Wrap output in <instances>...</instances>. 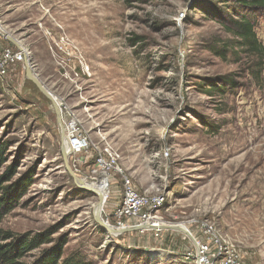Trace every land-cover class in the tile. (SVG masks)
I'll return each instance as SVG.
<instances>
[{
  "label": "rangeland",
  "instance_id": "obj_1",
  "mask_svg": "<svg viewBox=\"0 0 264 264\" xmlns=\"http://www.w3.org/2000/svg\"><path fill=\"white\" fill-rule=\"evenodd\" d=\"M228 10L217 0H0L2 29L30 51V67L61 109L90 140L119 149V169L140 191L165 198L160 233L115 237L100 226L99 197L75 184L52 103L20 66L0 79V141L9 146L0 176L12 171L11 182L33 184L0 227L52 234L74 264H187L192 242L175 227L192 235L210 220L244 264H264V60L219 23L230 21ZM256 24L264 47V17ZM62 34L90 77L62 76L53 51ZM8 44L0 34V52ZM72 64L80 73L75 57ZM212 85L223 91L209 93ZM120 179L111 174L106 223Z\"/></svg>",
  "mask_w": 264,
  "mask_h": 264
},
{
  "label": "built area",
  "instance_id": "obj_2",
  "mask_svg": "<svg viewBox=\"0 0 264 264\" xmlns=\"http://www.w3.org/2000/svg\"><path fill=\"white\" fill-rule=\"evenodd\" d=\"M48 39L53 40L51 32H48ZM70 44L67 36L62 34L58 43H55L56 49L53 50L60 60L58 66L62 70V76L72 78L71 75L74 74L78 78L80 74L90 77V68L83 55L75 47L69 50ZM30 55L26 47L18 50L13 45H6L0 52V79L12 75L18 67H24ZM74 57L78 61L80 73L72 64ZM62 109L64 130L70 150L69 160L73 159L70 165L74 173L92 186L102 183L103 180L110 184L113 173L121 177L122 196L110 212L112 223L107 222V224L117 231L146 225L153 227L154 230L136 232L160 233L163 223L159 213L165 200L162 192L154 189L140 191L133 180L119 169L122 160L119 149L104 137H100L98 143L90 140L83 127ZM66 116L70 119L66 120ZM79 155L84 156L75 158ZM165 156H169V153L166 152ZM192 236L193 248L183 256L187 264H244L236 246L213 221L198 222Z\"/></svg>",
  "mask_w": 264,
  "mask_h": 264
},
{
  "label": "trees",
  "instance_id": "obj_3",
  "mask_svg": "<svg viewBox=\"0 0 264 264\" xmlns=\"http://www.w3.org/2000/svg\"><path fill=\"white\" fill-rule=\"evenodd\" d=\"M229 9L230 21H220L224 29L237 41L235 44L244 53L255 56L259 61L264 60V47L256 34V23L264 17V0H217ZM11 45V44H8ZM224 55L225 50H222ZM235 54V52H233ZM227 85L231 81L225 82ZM218 86H210L209 93H219ZM225 93V92H224ZM9 146L0 141V172L7 163ZM12 171L0 176V224L25 197L32 186L31 177H22L14 182ZM10 183V184H8ZM50 233L14 234L0 227V264H74L64 259L66 242L53 243ZM38 252V256L31 262L27 258Z\"/></svg>",
  "mask_w": 264,
  "mask_h": 264
},
{
  "label": "water",
  "instance_id": "obj_4",
  "mask_svg": "<svg viewBox=\"0 0 264 264\" xmlns=\"http://www.w3.org/2000/svg\"><path fill=\"white\" fill-rule=\"evenodd\" d=\"M0 34L3 38H5L11 45L16 47L18 50L23 49L21 42H19L13 36L7 34L4 30H0ZM24 68L26 71L27 80H29L40 91V93L52 103V106L54 108V112H55V115L57 118V124H58L60 139H61V143H62V148H61L62 155L64 157L66 164L69 166V171L71 172V175L74 178L75 184L79 188H81L85 191H88V192H92L99 197L100 201H99V204L97 205L96 212H95L96 218L99 222V225L102 226L103 228H105L112 236H115V237L122 235L124 233H130V232H136V231H142V230H154L153 227L145 225V226L132 227V228H129V229L123 230V231H117V230L111 228L106 222L101 220V214H100V217L97 216V213H98L97 211L100 208L103 209V205H104L102 203L101 197L97 194V192H95L94 187L90 183L85 182L84 180H82L81 178L76 176V174L74 173V171L71 169V167L69 165L70 150H69L68 141H67V138L65 135L61 107L55 101L53 94L46 88V86L42 83V81L38 78V76L33 72L32 68L29 65L28 60H26ZM163 228L164 227H162L161 229H163ZM175 229L186 234L190 238V240L194 242L193 236L190 234V232L187 229H185L183 227H179V226L175 227Z\"/></svg>",
  "mask_w": 264,
  "mask_h": 264
},
{
  "label": "bare ground",
  "instance_id": "obj_5",
  "mask_svg": "<svg viewBox=\"0 0 264 264\" xmlns=\"http://www.w3.org/2000/svg\"><path fill=\"white\" fill-rule=\"evenodd\" d=\"M0 30H3L1 25H0ZM54 96V95H53ZM55 99V98H54ZM56 101V99H55ZM57 104L60 106V102L56 101ZM95 192H97V194L101 197L102 199V203H105L106 198L109 195L110 189H109V184H107L106 180H103L102 183H97L94 186ZM101 209V208H100ZM100 209L97 211V215L99 216L100 214Z\"/></svg>",
  "mask_w": 264,
  "mask_h": 264
},
{
  "label": "crops",
  "instance_id": "obj_6",
  "mask_svg": "<svg viewBox=\"0 0 264 264\" xmlns=\"http://www.w3.org/2000/svg\"><path fill=\"white\" fill-rule=\"evenodd\" d=\"M25 69V68H24ZM14 74L10 75L11 77H13Z\"/></svg>",
  "mask_w": 264,
  "mask_h": 264
}]
</instances>
